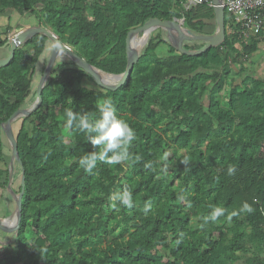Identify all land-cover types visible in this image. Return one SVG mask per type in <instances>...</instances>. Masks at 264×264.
Instances as JSON below:
<instances>
[{"label": "trees", "instance_id": "trees-1", "mask_svg": "<svg viewBox=\"0 0 264 264\" xmlns=\"http://www.w3.org/2000/svg\"><path fill=\"white\" fill-rule=\"evenodd\" d=\"M184 3L0 0V14L12 9L33 16L36 26L90 65L119 74L126 65L128 30L148 19H182L194 34L214 33L213 8ZM228 20L224 11L223 42L194 56L175 51L164 35L151 32L130 76L115 90L80 86L82 76L92 78L67 58L66 63L54 59L41 103L20 117L14 134L19 179L23 171L21 212L13 248L0 264H264V80L252 74L249 61L264 42V22L255 36L241 40L230 33ZM48 40L35 34L0 68V125L29 98L36 68L42 60V74L48 57L41 56ZM182 46L196 50L204 43ZM107 97L135 130L130 152L141 160L115 166L98 161L85 173L78 159L93 146L83 134L64 128V113L70 108L98 117L96 105ZM3 136L0 126L2 189L8 173ZM173 150L177 153L168 154L163 174L161 157ZM150 161L153 169L145 168ZM125 189L136 207L110 208L108 196ZM146 201L153 206L147 215ZM244 202L254 212L228 221L227 214ZM213 207H223L225 216L201 227L199 218ZM117 229L124 235L109 238Z\"/></svg>", "mask_w": 264, "mask_h": 264}, {"label": "water", "instance_id": "water-1", "mask_svg": "<svg viewBox=\"0 0 264 264\" xmlns=\"http://www.w3.org/2000/svg\"><path fill=\"white\" fill-rule=\"evenodd\" d=\"M220 2L221 0H211L216 28L214 33L210 35L194 34L182 26L183 23L182 19H175V18L171 20H161L157 18H151L145 21L142 25H139L135 28L128 30L125 37L126 65L124 71L119 74L104 73V75L106 76L115 78V81H112V83L103 80L100 77V74H103V72L93 67L83 58H81L76 53H74L70 49V47L61 43L57 39V37L53 33H51L47 28L41 26L29 27L23 30H19L15 32L11 37L7 38V40L3 45L4 47H7V54L4 57H0V68L6 66L8 62L13 58L14 51L16 48L20 47L26 40L30 39L35 34L45 35L53 44L52 48L50 49L48 59L44 66L43 72L37 83L35 89V98L33 102L26 108H19L15 110L0 125L2 129V133L6 138L10 149L9 164L7 169L8 173H7L6 189L14 200V209L8 220H4L0 218V228L12 229V236H11L12 240L16 238L17 230L19 226L20 212H21L20 202H21L22 190H20L18 194H15L11 190L9 183L12 176L13 164H18V165L20 164L17 153L16 140L12 133L10 125L13 120H16L19 117H27L41 103V91L45 83L47 82L49 73L51 71L57 53H62L71 63H73L75 66L86 72L92 78L93 82L97 86L106 90H115L117 87L121 86L125 82V80L130 76L133 65L137 61V57L140 49L144 47L149 34L154 29H160L164 31L165 39L169 44V46L173 48L175 51L187 56H194L196 54H199L207 50L210 47H214L222 43L225 38V26H224V11L220 5ZM138 33L141 34V38H142L141 44L139 49L134 50L130 46V41ZM183 41H200L201 43H204V46L196 50H187L184 49L182 46ZM22 181H23V171L21 170L20 184H22Z\"/></svg>", "mask_w": 264, "mask_h": 264}, {"label": "clouds", "instance_id": "clouds-1", "mask_svg": "<svg viewBox=\"0 0 264 264\" xmlns=\"http://www.w3.org/2000/svg\"><path fill=\"white\" fill-rule=\"evenodd\" d=\"M98 111V117L95 114L87 112H74L72 109H66L64 116V128L69 133L83 134L87 141L93 146V151L81 156L78 159L79 167L85 173H92L96 168L97 162H104L108 165H118L123 162H139L141 157L133 155L130 152L133 141L136 140V132L130 127L129 123L119 118L117 115L116 104L110 97L104 98L96 105ZM168 153H164L161 157L160 172L167 173L168 165L165 163ZM187 158L181 160V163L186 164ZM144 167L147 169H153V162H146ZM234 170L228 169V173L231 175ZM108 206L117 211L121 207L132 209L136 207L133 194L130 190L125 189L120 192H113L108 196ZM185 198L181 197L183 201ZM191 206L190 204L188 205ZM152 204L150 201H146L143 206V213L145 215L152 211ZM226 210L223 207H213L208 215L202 216L199 219L203 221L200 226L203 227L209 221L217 222L221 216H225ZM253 207L244 202L239 210H233L227 214V220L231 221L232 217L239 216L241 213H252Z\"/></svg>", "mask_w": 264, "mask_h": 264}, {"label": "rangeland", "instance_id": "rangeland-1", "mask_svg": "<svg viewBox=\"0 0 264 264\" xmlns=\"http://www.w3.org/2000/svg\"><path fill=\"white\" fill-rule=\"evenodd\" d=\"M182 26H183V24H182ZM152 32L153 33L160 32L161 35H164V31H162L160 29H154ZM164 37H165V35H164ZM141 39L142 38H141V34L140 33H138V34L135 35L134 44L137 46L136 47V50L139 49V47H140ZM183 42H187V44L190 45V41H183ZM199 42L200 41H196V43H199ZM52 45H53L52 42L50 40H48V42L46 44V51L44 50V52L41 55L42 56V59H44V57H47L49 55V52H50V49L52 48ZM259 45H260V48L255 53H253L250 56V59H249V61L251 62L250 70L252 71V74L255 77H258L261 80H264V43L263 42H260ZM166 49L167 48L163 44H161V46L158 47V50H159V52H160V54L162 56H165L166 55ZM55 58H56L55 62H58V63L64 62V63H66V57H64V55L62 56V54H60V53ZM45 59H46V62H47L48 57L45 58ZM41 66H42V60L39 62V65L36 68L37 70H36V74H35V77H34L35 79H34V82H33V85H32L33 87H32V89L30 91L31 93L29 95V98H27L26 103L21 108L28 107L33 102V100L35 98V96L33 97L32 92L34 90L33 88L38 83L39 77L41 76V72H40L41 71V69H40ZM103 75H104V73H103ZM232 75L233 76H236L234 74H232ZM80 79H81L80 80V83H79L80 86H84V87H86L88 89H95V90L97 89V85L94 82H91V81L87 80L83 76ZM110 83H112V82H110ZM54 116L56 117V119H58L60 121V118L58 116V109L57 108L54 109ZM19 125H20V117L17 118L16 120H13L11 122V125L10 126H11V130H12L13 135L16 133ZM1 141L3 143V147L1 148V154H2V157H4V161L7 163L9 161V156H10L9 146H8L7 140H6V138L4 136L2 137V140ZM175 152L177 153L176 150L169 151L168 154L169 155H174ZM17 173H18V168H16L15 174H14V175H16V177H15L16 181L15 182L18 183L19 176H17ZM189 227L190 228H195V225L192 224V223H190ZM114 235L119 236V235H124V234H123V232H120L119 229H117V231H115L113 234H110L109 235V238H111ZM6 248L9 249V250H12L13 243L9 244Z\"/></svg>", "mask_w": 264, "mask_h": 264}, {"label": "crops", "instance_id": "crops-1", "mask_svg": "<svg viewBox=\"0 0 264 264\" xmlns=\"http://www.w3.org/2000/svg\"><path fill=\"white\" fill-rule=\"evenodd\" d=\"M0 40L4 38L11 37L15 32L19 30H23L29 27L36 26L33 16L29 14H19L17 11L12 9H7L3 11V13L0 14ZM264 43V42H263ZM260 48V45L258 44V49ZM7 54V47H4L3 45L0 46V57H4ZM9 161L6 163V167L8 169ZM0 163V167H1ZM17 165L13 164L12 166V176L10 179V188L15 193L18 194V186L20 184V179L17 182L15 179V170ZM2 182V180L0 181ZM7 184V182H6ZM6 184L4 185V188L2 189L0 187V218L4 220H8L10 217L13 209H14V200L10 193L6 189ZM12 236V229H2L0 228V257L7 252L6 247L13 243V240L11 239ZM7 249V250H6ZM10 251V250H9Z\"/></svg>", "mask_w": 264, "mask_h": 264}, {"label": "built area", "instance_id": "built-area-1", "mask_svg": "<svg viewBox=\"0 0 264 264\" xmlns=\"http://www.w3.org/2000/svg\"><path fill=\"white\" fill-rule=\"evenodd\" d=\"M201 3L212 7L211 0H185L184 7ZM220 5L229 16L231 34L247 40L260 31L264 22V0H221Z\"/></svg>", "mask_w": 264, "mask_h": 264}, {"label": "bare ground", "instance_id": "bare-ground-1", "mask_svg": "<svg viewBox=\"0 0 264 264\" xmlns=\"http://www.w3.org/2000/svg\"><path fill=\"white\" fill-rule=\"evenodd\" d=\"M134 41H135V37L132 38V40L130 41V46L136 50V45L134 44ZM100 77L105 80V81H108V82H112V81H115V78L114 77H110V76H106V75H103V74H100Z\"/></svg>", "mask_w": 264, "mask_h": 264}]
</instances>
